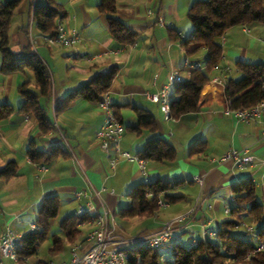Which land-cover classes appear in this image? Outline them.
I'll return each mask as SVG.
<instances>
[{"label":"crops","instance_id":"crops-1","mask_svg":"<svg viewBox=\"0 0 264 264\" xmlns=\"http://www.w3.org/2000/svg\"><path fill=\"white\" fill-rule=\"evenodd\" d=\"M5 1L0 0V5ZM193 1L117 0L115 17L136 34L135 42L128 45L111 38L105 17L97 10L99 0H51L58 12L57 20L79 35V42L72 49L43 44L40 36L45 34L37 31L33 19L30 21L34 5L48 4L49 0H20L21 9L28 12V23L21 21L8 38L10 50L16 53L29 43L48 68L52 90L47 112L53 128L42 133L32 114L18 111L22 98L17 88L26 77L32 86L31 74L27 70L0 73V104L13 108L10 116L0 120V168L9 161L16 164L14 175L0 179V235L6 226L21 235L32 231L29 225L34 224L37 209L49 196L58 199V212H64L63 218L75 215L78 206H84L86 200L77 199L74 192L89 183L100 190L93 197V203L102 202L112 214L128 205L126 194L135 184L156 178L176 183L169 193L180 197L151 218L133 216L119 225L114 219L116 233L125 236L154 233L164 221L188 214L172 228V241L185 240L186 233L191 234L189 241L203 239L206 237L203 231H215L219 226V212L228 214L224 211L227 206L224 197L232 201L231 185L245 178L255 182L257 198L264 204V140L259 122L245 123L225 114V103L220 102H212L178 118H166L159 105L145 96V92H158L174 73L179 80L188 76L189 71L183 67L186 56L179 43L169 39L168 31L173 30L182 38L192 35L193 26L186 12ZM32 39L38 43L32 46ZM222 45L219 68L228 66L230 70L224 74L221 69L211 68L208 73L210 80L215 78L220 83L227 78H239L237 61L264 63V23L231 26L222 37ZM204 58L203 50L196 59H190L199 60L204 70ZM111 68L116 73L107 94L117 119L125 128L120 148L136 155L146 141L161 138L176 152L172 161L144 160L146 174L136 162L118 159L114 167L110 165L113 152H103L95 137L103 121L96 102L77 98L55 110L67 93ZM174 85L168 87L170 96ZM134 107L152 114L154 131L133 129L137 125ZM29 144L44 152V156L54 153L47 160L40 158L33 162L26 154ZM243 148L253 157L244 168L232 162H220L225 152ZM197 176L202 178V185L194 179ZM31 214L34 220H30ZM76 227L80 230L79 236L73 242L64 241L62 250L66 247L67 254L59 255L55 263L50 262H68L76 244H82L81 250L87 247L85 235L90 225ZM54 229L52 219L50 230L60 231ZM47 239L52 242L50 237Z\"/></svg>","mask_w":264,"mask_h":264},{"label":"trees","instance_id":"trees-1","mask_svg":"<svg viewBox=\"0 0 264 264\" xmlns=\"http://www.w3.org/2000/svg\"><path fill=\"white\" fill-rule=\"evenodd\" d=\"M19 3L20 0H7L0 5V73L27 70L31 74L32 86L29 88V81L26 80L17 88L22 98L18 111L24 115L32 114L38 129L47 133L53 128L47 112L52 90L50 72L29 43L16 53L9 46L8 26ZM116 5L117 0H99L97 10L104 15L114 41L133 44L136 34L115 17ZM57 15L51 0L48 4H35L33 20L37 31L45 35L55 34ZM186 17L193 26L192 35L182 38L177 32L169 30V39L177 41L184 56L189 58L196 59L204 50L205 68L191 70L186 78L175 83L169 101V117L178 118L183 114L196 112L212 102L225 103L226 99L229 100L231 109L250 108L264 100V63L237 61L235 68L239 78H227L223 85L212 83L208 76L213 65L218 64L222 58V37L228 28L264 23V0H194L187 9ZM24 29L27 32V26ZM115 73L116 69L111 68L94 75L86 83L67 93L55 110L58 111L77 98L97 103L107 93ZM12 112L10 105L0 104V120L10 116ZM134 113L137 125L133 129H147L150 132L155 130L154 118L148 110L134 107ZM53 153L52 151L44 156V152L36 150L30 144L26 150L29 160L33 162L40 158L47 160ZM175 154L170 143L154 138L146 141L136 155L145 161L160 162L172 161ZM15 170V162H7L0 168V179H8L14 175ZM175 186V182L160 178L135 184L126 194L128 205L119 208L113 215L118 220L133 216L151 218L160 210L157 203L159 197L168 204L180 197L169 193ZM231 195L229 218L220 222L213 236L198 239L196 245H192L193 240L172 241L173 245L168 248V253L135 245L126 249L128 264H264V249H258L260 243L264 244V204L257 198L256 184L251 178L235 182L231 185ZM58 208L59 201L55 196L42 200L34 222L37 229L23 235L17 247V264H50V261L31 259L48 237L52 240L48 253L55 255L62 250L64 241L73 242L79 236L80 230L76 227L78 221H86L89 217L66 216L58 224L61 235H50V223L56 217ZM244 218L253 225L251 231L246 228L244 231V234H251L249 240L232 233Z\"/></svg>","mask_w":264,"mask_h":264},{"label":"built area","instance_id":"built-area-1","mask_svg":"<svg viewBox=\"0 0 264 264\" xmlns=\"http://www.w3.org/2000/svg\"><path fill=\"white\" fill-rule=\"evenodd\" d=\"M150 13V11H148ZM33 19V8L30 13V21ZM30 21L28 31H30ZM158 22L162 25L161 18ZM78 33L68 28L61 20L56 21V32L53 35H41L40 41L48 46H60L66 48H74L79 42ZM32 46L38 43V40H31ZM183 67L189 72L194 69L203 70V64L199 60H191L185 57L183 60ZM212 69L221 71L225 74L229 72L228 66L219 68V64L213 65ZM179 81L177 73L171 75L170 79L164 84L158 92L150 93L145 92V96L150 101L157 103L160 110L166 118H169L170 108L169 101L170 95L168 87ZM214 84L223 85L217 79L211 80ZM98 108L103 114V121L98 130L95 132V137L98 141L100 149L109 154L113 152V157L110 159V165L115 166L118 159L136 162L139 169L143 174H146L145 162L137 155L130 154L122 150L119 146L120 140L124 132V125L117 119L112 103L105 93L102 98L97 102ZM223 112L232 115L238 120L245 123L259 122L261 126V139L264 140V100H261L250 108L231 109L229 107V100L226 99ZM253 160V157L248 153V150L231 149L225 152L220 157V162H232L240 168H244L248 163ZM39 169H44V166H39ZM199 185H202V178L197 176L194 178ZM89 183V181H87ZM100 190L95 189L90 183L86 188L74 192L77 199H85V205H79L75 211L78 218L89 217L88 220H79L78 225L82 226L85 223L90 225V229L85 235V242L87 247L83 250L82 244H76L71 251V258L68 262L61 264H128V251L122 246L126 244L135 243L136 245L144 246L153 250L162 247H172V228L175 224L181 222L188 217V214L176 216L175 218L164 221L159 229L150 234L145 235H128L116 233L114 225V217L112 212L102 203L99 202L95 205L92 201L93 197L98 195ZM160 208H166L168 202L164 201L161 197L157 200ZM225 213L229 212V208H224ZM31 230H36L35 224L29 225ZM246 229L251 231L253 225L246 226ZM206 236H213L214 231H203ZM23 235L14 231L9 226H6L0 235V264H5L3 260L9 264H16L18 262L17 247ZM196 241H192V245H196ZM258 249H264V244L260 243ZM50 264H53L50 262Z\"/></svg>","mask_w":264,"mask_h":264},{"label":"rangeland","instance_id":"rangeland-1","mask_svg":"<svg viewBox=\"0 0 264 264\" xmlns=\"http://www.w3.org/2000/svg\"><path fill=\"white\" fill-rule=\"evenodd\" d=\"M27 16H28V12L26 10L25 11L22 10L21 6L19 5L17 7V9H16V13H14L12 15L10 23H9L8 31H7L8 38L11 37V34H13L17 30V27L20 26V22L21 21H23V24L27 25V23H28ZM27 79L30 81V78L26 77L25 80H27ZM51 79H52V77H51ZM28 86H29V88L31 87L30 86V82H29ZM16 95L17 94L15 93V96ZM15 96L13 95L12 101H14L13 99L15 98ZM224 199H225V203L227 204V206H229L231 204V202L227 199V197H224ZM164 213L165 212L163 210L160 211V215L161 216H163ZM64 215L65 214H64V212L62 210H60L58 212V215L54 218V228H55L54 230H58V224H59L60 220L63 218ZM30 218H31L30 220H34V217L32 216V214L30 215ZM228 218H229L228 214H223V212H219L218 219H219L220 222L222 220H225V219H228ZM114 219H115V222H116L117 225H119L120 222H123V220H118L117 217H114ZM249 225H252L251 222L248 219L244 218L242 220V223H240V226L237 229L234 228L232 230V233L235 234L236 236H240V237H243V238L249 240V239H251V234H249V233L244 234L246 226H249ZM214 228H216V227L214 226ZM51 229H52V225H51ZM53 233L61 235L60 231H52V230H50V235L53 234ZM190 236H191V234L186 233L185 234V240L188 241ZM254 241H256V240H254ZM50 245H51L50 239H46L39 246L37 254L35 256H33L31 259L32 260L42 259V260H45V261H53V263H55V261H58L59 255L67 254V252H68L67 248L65 247L60 254L50 255L48 253V248H49ZM135 245H136L135 243L126 244V245L122 246V248L128 249V248H132ZM159 251L161 253H168L169 250H168L167 247H162V248L159 249Z\"/></svg>","mask_w":264,"mask_h":264}]
</instances>
